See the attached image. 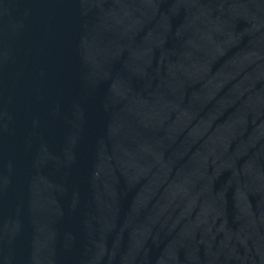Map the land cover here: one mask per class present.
Segmentation results:
<instances>
[{"label":"water","instance_id":"95a60500","mask_svg":"<svg viewBox=\"0 0 264 264\" xmlns=\"http://www.w3.org/2000/svg\"><path fill=\"white\" fill-rule=\"evenodd\" d=\"M0 264H264V0H0Z\"/></svg>","mask_w":264,"mask_h":264}]
</instances>
